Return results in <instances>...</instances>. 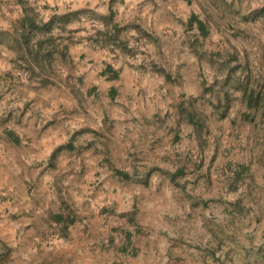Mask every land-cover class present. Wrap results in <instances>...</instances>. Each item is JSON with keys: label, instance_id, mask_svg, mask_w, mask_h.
I'll list each match as a JSON object with an SVG mask.
<instances>
[{"label": "clouds", "instance_id": "clouds-1", "mask_svg": "<svg viewBox=\"0 0 264 264\" xmlns=\"http://www.w3.org/2000/svg\"><path fill=\"white\" fill-rule=\"evenodd\" d=\"M0 264H264V0H0Z\"/></svg>", "mask_w": 264, "mask_h": 264}]
</instances>
